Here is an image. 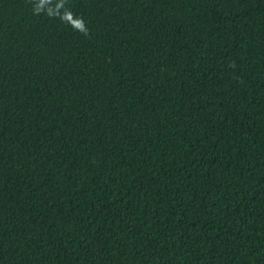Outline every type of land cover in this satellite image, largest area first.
<instances>
[{
    "label": "trees",
    "instance_id": "obj_1",
    "mask_svg": "<svg viewBox=\"0 0 264 264\" xmlns=\"http://www.w3.org/2000/svg\"><path fill=\"white\" fill-rule=\"evenodd\" d=\"M0 264H264V0H0Z\"/></svg>",
    "mask_w": 264,
    "mask_h": 264
}]
</instances>
